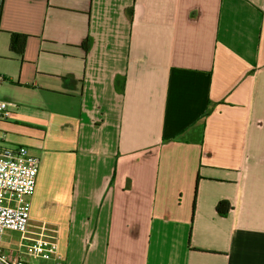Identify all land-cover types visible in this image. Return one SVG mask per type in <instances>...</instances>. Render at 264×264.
I'll list each match as a JSON object with an SVG mask.
<instances>
[{
	"label": "crops",
	"instance_id": "1",
	"mask_svg": "<svg viewBox=\"0 0 264 264\" xmlns=\"http://www.w3.org/2000/svg\"><path fill=\"white\" fill-rule=\"evenodd\" d=\"M0 8V147L39 158L4 252L56 264L45 232L63 264H264V0Z\"/></svg>",
	"mask_w": 264,
	"mask_h": 264
},
{
	"label": "built area",
	"instance_id": "2",
	"mask_svg": "<svg viewBox=\"0 0 264 264\" xmlns=\"http://www.w3.org/2000/svg\"><path fill=\"white\" fill-rule=\"evenodd\" d=\"M1 17V13H0ZM6 101H0V119L11 116ZM39 158L24 146L0 147V241L6 229L27 233L30 227V196L35 190ZM53 235L41 233L28 246L32 253H54L56 264L63 256ZM0 264H26L22 258H12L0 247Z\"/></svg>",
	"mask_w": 264,
	"mask_h": 264
},
{
	"label": "trees",
	"instance_id": "3",
	"mask_svg": "<svg viewBox=\"0 0 264 264\" xmlns=\"http://www.w3.org/2000/svg\"><path fill=\"white\" fill-rule=\"evenodd\" d=\"M0 13H1V8H0ZM23 37H24L23 35L12 33V38H11L12 46H15V44L18 41V38H23ZM230 208H231V203L228 200H220L216 206L218 213L222 216H226Z\"/></svg>",
	"mask_w": 264,
	"mask_h": 264
}]
</instances>
